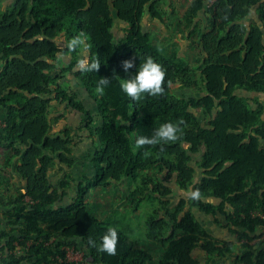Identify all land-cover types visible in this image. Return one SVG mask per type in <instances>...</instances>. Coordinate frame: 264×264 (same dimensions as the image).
Returning a JSON list of instances; mask_svg holds the SVG:
<instances>
[{
    "label": "trees",
    "instance_id": "1",
    "mask_svg": "<svg viewBox=\"0 0 264 264\" xmlns=\"http://www.w3.org/2000/svg\"><path fill=\"white\" fill-rule=\"evenodd\" d=\"M193 3L192 17L204 0ZM209 12V29L201 36L203 91L189 98L176 97L167 82L196 87L192 68L163 52L143 25L146 16L162 19L156 0H13L0 14V107L6 111L0 156L7 165L15 162L16 175L25 181L23 192L3 207L2 217L12 229L0 226V243L7 238L1 264H153L150 251L131 239L119 220L110 224L90 212L88 198L91 189L136 181L150 168L158 169L165 183L174 175L172 181L188 192L189 200L188 210L181 199L166 214L165 227L146 235L164 249L158 264H200L196 250L207 264L230 255L231 264H264V99L239 93L264 95V0H215ZM250 12L254 19H247ZM116 20L127 26L119 40L113 31ZM81 33L86 61L100 64L98 72L87 67L73 72L90 104L66 90L57 72L60 53L72 59L62 72L74 68L82 42L70 44ZM60 36L66 41L63 49ZM147 56L167 70L165 93L133 101L120 87L129 76L122 61L136 57L130 70L135 74ZM100 78L111 80L103 94L96 91ZM52 102L81 115L83 128L97 143L85 184H77L70 205L59 207L55 205L65 195L59 189L66 184L53 186L49 172L55 162L71 168L75 161L69 155V129L52 132ZM196 109L210 115L208 126L200 123ZM181 119L186 123L175 141L135 146L138 136L151 137L161 124ZM196 189L198 200L190 197ZM193 208L223 216L241 250L235 254L233 241L208 232ZM215 221L222 225L218 217ZM109 227L119 234L115 255L99 252L89 242L99 246ZM76 240L81 241L77 248L84 251L83 262L66 259V248Z\"/></svg>",
    "mask_w": 264,
    "mask_h": 264
},
{
    "label": "rangeland",
    "instance_id": "2",
    "mask_svg": "<svg viewBox=\"0 0 264 264\" xmlns=\"http://www.w3.org/2000/svg\"><path fill=\"white\" fill-rule=\"evenodd\" d=\"M214 1L204 0L203 8L197 16L192 17L189 14V10L194 4V0H156V7L161 12L162 19H153L146 16L143 21V25L149 32L153 43L157 44L163 52L186 61L192 68L194 79L198 82V85L194 88H185L180 84H174L172 92L178 98L200 97L203 91L201 69L204 55L201 49V36L209 29V19L211 17L209 9ZM12 2L13 0H0V14ZM254 17L255 13L250 12L247 19H254ZM126 27L122 22L115 21L113 31L116 40L124 36ZM57 42L62 49L65 47L64 36H60ZM59 58L60 63L57 65V72L63 75L61 83L70 93L75 91L78 96H81L82 88L73 77V72L75 69L80 68L78 65L81 61L87 60L85 40L82 39V48L75 59L73 71L62 72L63 68H68L72 63L70 55L60 53ZM239 93L245 97L258 95L261 99H264L263 94H249L245 91H240ZM68 110L65 104L60 108L57 102H52L49 111L54 124L53 132L57 133L64 129H69L72 137L69 155L75 161L71 168L65 167L63 169L58 162H55L49 172V179L53 186L59 188L62 183L66 184L65 187L59 189L65 195L55 207L68 206L75 199L77 184L81 181L85 184L84 177L87 175L88 169L92 167L91 150L97 144L89 136L88 130L83 128L85 125L80 118L76 117V120L72 122L73 118L67 115L69 113ZM194 112L200 123L203 126H208L210 115L204 114L201 109H196ZM62 114L64 115L63 117H61ZM97 125L95 123L94 127ZM193 158H198V154L193 156ZM191 163L194 165L193 161ZM175 178L173 175L170 182L165 183L162 181V174L158 169L142 170L136 181L126 180L118 187L110 185L109 187L98 188L94 192H89V210L92 214L108 221L110 224H114V221L119 220L125 233L131 239L139 240L142 247L152 254V263L158 264L164 249L155 240L148 239L146 235L165 227L168 219L166 214L172 213L179 205L181 199L186 202L184 211L189 209L188 192L179 190L175 182L172 181ZM24 183V180L16 175L15 162L7 165L0 156V220H3L0 226L3 230L12 229L2 217L3 207L9 203L12 197L23 192ZM193 210L208 232L217 238L233 241L235 243L234 253L241 250V241L224 225L226 221L223 216H216L222 221L221 225L215 221V216L206 215L198 208H193ZM6 240L7 238L2 239L0 243V264L1 256L4 253L2 245L5 244ZM80 243V240H76V243L72 246L79 247ZM19 253H24V250L19 249ZM193 255L199 260L200 264H207V257L199 251L196 250ZM233 258L234 255L212 259L210 264H231Z\"/></svg>",
    "mask_w": 264,
    "mask_h": 264
},
{
    "label": "clouds",
    "instance_id": "3",
    "mask_svg": "<svg viewBox=\"0 0 264 264\" xmlns=\"http://www.w3.org/2000/svg\"><path fill=\"white\" fill-rule=\"evenodd\" d=\"M80 36L75 37L70 47H76L81 41ZM136 57L129 58L122 61V68L125 73H129L128 78L122 79L120 87L121 90L133 101H139L142 96L148 95L151 97L162 96L165 93V81L167 76V70L164 66L152 57L147 56L143 61H140L139 67L136 68L135 74H131L130 70L136 67ZM80 68L87 67V70H94L98 72L100 64L98 62L88 63L87 61H81L78 65ZM111 83L109 78H100L96 88L97 93L103 94L104 89ZM169 89L173 88L171 81L167 82ZM186 122L181 119L175 123L165 122L156 128L151 137L138 136L135 141L137 148H145V146H155L161 142L175 141L178 138V133L181 132V125ZM143 155H149L148 151H145ZM191 199L198 200L201 197V193L198 189L191 191ZM93 247H97V251L104 252L109 255H115L119 244V234L114 227H109L107 231L102 235L99 246L95 241H89Z\"/></svg>",
    "mask_w": 264,
    "mask_h": 264
},
{
    "label": "crops",
    "instance_id": "4",
    "mask_svg": "<svg viewBox=\"0 0 264 264\" xmlns=\"http://www.w3.org/2000/svg\"><path fill=\"white\" fill-rule=\"evenodd\" d=\"M77 93V92H76ZM82 95L80 96H78V98H79V100H83V101H85L87 104H90V100L89 99H87V94H86V92L84 91V89H82V93H81ZM81 97V98H80ZM57 105L61 108V106L62 105H60L58 102H57ZM68 116H71V118H73V120H72V122L73 121H75L76 120V117L79 119H81V115H79L78 113H75L71 108H69V110H68ZM58 114V113H57ZM74 116H75V118H74ZM61 117H63V114L61 115ZM5 118H6V111L5 110H3L1 107H0V132L2 131V128H3V126H4V121H5ZM71 120V119H70ZM69 120V121H70ZM82 120V119H81ZM71 122V121H70ZM69 128V127H68ZM53 130H54V128H53ZM53 132V131H52ZM53 133H55V132H53ZM63 168H65V167H63L62 166V169ZM65 170V169H64ZM86 176H88V173H87V175ZM126 180H130V179H126ZM125 180V181H126ZM124 181V182H125ZM130 181H133V180H130ZM25 182V181H24ZM121 184H123V183H121ZM24 185H25V183H24ZM111 186H113V185H111ZM109 187V186H108ZM118 187V186H117ZM100 188V187H99ZM102 188V187H101ZM105 188V187H104ZM96 189H98V188H94V189H91V191H90V193L93 191L94 192V190H96ZM90 198V197H89ZM236 253H238V252H236ZM235 253V254H236ZM89 264V263H88Z\"/></svg>",
    "mask_w": 264,
    "mask_h": 264
},
{
    "label": "built area",
    "instance_id": "5",
    "mask_svg": "<svg viewBox=\"0 0 264 264\" xmlns=\"http://www.w3.org/2000/svg\"><path fill=\"white\" fill-rule=\"evenodd\" d=\"M67 256L66 259L72 262H83L84 261V251L78 249L74 246H69L66 248Z\"/></svg>",
    "mask_w": 264,
    "mask_h": 264
}]
</instances>
